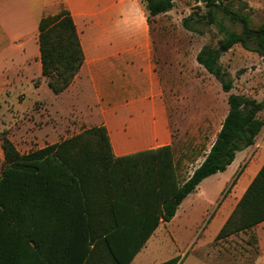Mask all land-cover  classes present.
Segmentation results:
<instances>
[{"label": "trees", "instance_id": "trees-1", "mask_svg": "<svg viewBox=\"0 0 264 264\" xmlns=\"http://www.w3.org/2000/svg\"><path fill=\"white\" fill-rule=\"evenodd\" d=\"M148 22L172 8L173 0H142ZM206 18L219 11L240 32L225 28L218 47L204 44L195 60L228 92V111L201 163L180 181L170 144L114 156L106 130L93 126L59 142L26 153L0 134V244L24 228L25 216L57 214L66 229L60 241L73 264H128L161 221H169L200 181L223 171L235 152L248 147L264 126V102L233 93V80L220 63L222 50L234 44L257 53L264 63V17L228 0H196ZM260 12H264L262 9ZM41 74L53 93L63 91L80 69L84 55L70 13L61 9L38 23ZM233 183V182H232ZM264 221V162L249 182L216 237L245 231ZM33 240V238H32ZM34 243V241H33ZM64 245V244H63ZM4 251L0 248V264ZM44 264H52L43 254ZM68 257V256H67ZM176 256L157 264H177ZM63 263H66L65 261Z\"/></svg>", "mask_w": 264, "mask_h": 264}, {"label": "crops", "instance_id": "crops-1", "mask_svg": "<svg viewBox=\"0 0 264 264\" xmlns=\"http://www.w3.org/2000/svg\"><path fill=\"white\" fill-rule=\"evenodd\" d=\"M61 9L67 10L73 19L84 59L72 82L63 91L55 94L50 89L49 106L53 122L44 125L48 129L42 134L43 141L57 142L59 119L66 118V126L72 129L76 126L84 127L82 129L103 126L111 152L116 157L172 145L179 177L195 156L188 160L186 151L177 157L175 155V138L142 0H0V112L5 111L12 118V111L24 109L28 102H42L38 23L41 17L56 14ZM215 81L216 94H226L227 101L228 92H224L220 83ZM234 90L233 83L230 92L236 93ZM200 108L194 135L196 141H208V144L189 175L213 143L228 104H220L211 96ZM8 137L20 152L13 136ZM0 161H3L1 146ZM263 162L264 126L254 144L236 151L234 159L223 171L205 177L192 191L199 190L208 180L220 181L215 203L220 193L230 187L212 213V216H221L214 237ZM237 188L240 189L238 192ZM192 192L182 199L169 221H161L156 226L128 264H157L169 259L163 256L168 227L179 216L180 221L190 217L192 199L189 195ZM70 218H60L55 213L46 215L41 211L31 217L25 216L23 220L27 224L24 228L0 244L4 251L1 264H44L43 254L48 253L52 264H73L66 254L65 243L60 241L61 235L67 231L59 223ZM154 254L164 258L148 263Z\"/></svg>", "mask_w": 264, "mask_h": 264}, {"label": "rangeland", "instance_id": "rangeland-1", "mask_svg": "<svg viewBox=\"0 0 264 264\" xmlns=\"http://www.w3.org/2000/svg\"><path fill=\"white\" fill-rule=\"evenodd\" d=\"M228 1L236 8L246 5L247 9L253 10L256 24L264 17V12H260L264 9V0ZM205 11L196 0H173L170 10L152 17L148 22L154 42L157 71L164 88L175 138V155L177 157L186 151L188 160L195 156L191 159V165L187 164L186 169L179 173L180 180L189 175L208 144V141H196L194 135L201 105L211 96L220 104H227L226 94H216L215 78L197 63L195 55L204 44L218 47V40L225 33L221 28L235 32L241 29L238 23L231 22L219 11H214L215 21L210 23ZM219 61L229 71L236 93L264 101V63L257 53L237 43L229 50H222ZM42 79V102H28L24 109L12 111V118L5 111L0 112V134L12 135L22 153L38 149L45 143L50 144L43 141L42 134L47 133L48 129L44 125L53 122L49 106L52 92L46 78L43 76ZM261 116L264 117V111ZM58 122L60 132L55 138L57 142L84 130V127H67L66 118ZM2 167L3 161H0V171ZM219 186L220 181L208 180L199 190L189 195V199H192L190 217L180 221L179 216L168 227L170 230L164 241L163 256H176L177 264H264V223L225 237L213 236L221 216H212V213L230 190L229 187L228 191L220 193L213 203L220 191ZM239 190L236 189L237 192ZM206 208L207 213L204 214ZM159 258L164 257L151 255L148 263Z\"/></svg>", "mask_w": 264, "mask_h": 264}, {"label": "water", "instance_id": "water-1", "mask_svg": "<svg viewBox=\"0 0 264 264\" xmlns=\"http://www.w3.org/2000/svg\"><path fill=\"white\" fill-rule=\"evenodd\" d=\"M264 102V101H263Z\"/></svg>", "mask_w": 264, "mask_h": 264}]
</instances>
